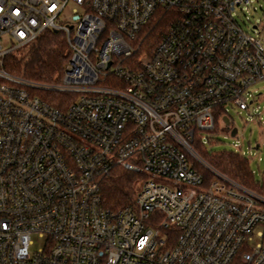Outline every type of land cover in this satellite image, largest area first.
<instances>
[{"label": "built area", "instance_id": "built-area-1", "mask_svg": "<svg viewBox=\"0 0 264 264\" xmlns=\"http://www.w3.org/2000/svg\"><path fill=\"white\" fill-rule=\"evenodd\" d=\"M252 4L0 0V264H264V197L194 147L219 120L231 134L227 106L249 109L264 80V45L236 18ZM159 9L175 17L140 53ZM47 32L69 47L62 81L12 73ZM116 167L140 176L130 208L103 203Z\"/></svg>", "mask_w": 264, "mask_h": 264}, {"label": "trees", "instance_id": "trees-1", "mask_svg": "<svg viewBox=\"0 0 264 264\" xmlns=\"http://www.w3.org/2000/svg\"><path fill=\"white\" fill-rule=\"evenodd\" d=\"M175 13L163 9L145 26L138 36L142 41L141 53L153 52L161 37L166 33ZM70 51L65 37L61 33L47 32L27 49L8 59V69L29 80L57 84L62 81ZM40 96L54 107L64 109L73 102L74 97L57 92H40ZM208 162L218 171L244 187L264 197V175L256 181L249 161L240 154L224 152L206 156ZM211 175L208 174L207 177ZM140 176L122 167H116L106 176L101 185L104 205L111 210L130 208L137 194V182Z\"/></svg>", "mask_w": 264, "mask_h": 264}, {"label": "rangeland", "instance_id": "rangeland-1", "mask_svg": "<svg viewBox=\"0 0 264 264\" xmlns=\"http://www.w3.org/2000/svg\"><path fill=\"white\" fill-rule=\"evenodd\" d=\"M236 18L246 32L260 38L264 45V0H253L251 6L238 10ZM253 26H259L258 30L253 29ZM141 42L137 40V46ZM142 50L143 47L140 46V53ZM251 90L256 93L255 98L250 99L253 103L249 109L241 110L227 106L228 116L233 122V128L238 130V135L233 137L224 132L223 124L218 119L213 134L202 133L205 144L201 145L197 142L194 147L207 163L209 162L205 155L212 156L224 152L240 154L249 161L251 171L258 182L264 175V80L256 83ZM258 145L259 148H257ZM198 168L201 167L198 166ZM33 239L36 246L32 248V251L42 246L40 240L35 237Z\"/></svg>", "mask_w": 264, "mask_h": 264}, {"label": "water", "instance_id": "water-1", "mask_svg": "<svg viewBox=\"0 0 264 264\" xmlns=\"http://www.w3.org/2000/svg\"><path fill=\"white\" fill-rule=\"evenodd\" d=\"M253 29H257V26H253ZM224 122L226 123V124H228L229 123V120H228V118H224ZM236 133H237V129L236 128H234L233 129V131H232V133H231V136H235L236 135ZM257 148H259V145L257 146Z\"/></svg>", "mask_w": 264, "mask_h": 264}]
</instances>
